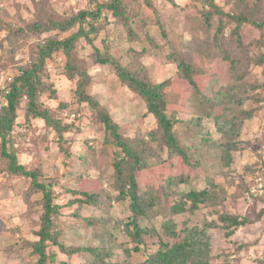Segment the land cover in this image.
I'll return each instance as SVG.
<instances>
[{
  "label": "rangeland",
  "instance_id": "1",
  "mask_svg": "<svg viewBox=\"0 0 264 264\" xmlns=\"http://www.w3.org/2000/svg\"><path fill=\"white\" fill-rule=\"evenodd\" d=\"M108 1L0 0V20L11 29H0V90L22 69L39 61L43 41H62L79 31V25L65 33L44 27L33 31L29 26L35 18L68 22ZM121 1L125 19L103 9L95 22L97 32L90 35L93 45L85 38L75 42L72 63L87 72L92 81L87 92L110 111L122 125L121 132L131 138L146 135L148 139L147 133L156 128L155 118L147 115L144 102L119 81L114 66L99 64L96 49L123 67L141 59L155 84L171 79L165 90L168 115L177 120L174 134L189 153L190 163L151 143L154 156L147 159V167L136 178L140 192L152 191L159 200L148 218L140 221L141 228L151 235H144L145 243L136 252L133 230L129 228L130 233L126 228L132 219L128 202L119 201L114 187L116 149L112 141L104 144L100 125L88 122L86 111L71 131L60 136L45 121L26 119L28 100L24 98L8 139L18 162L28 171L38 172L39 181L53 188L54 203L61 206L53 218L58 240L68 249L108 243L111 264H145L148 256L158 251V235L169 222L176 231L184 230L180 239L187 231H196L193 239L202 253L200 259H190L191 264L196 259L204 264H264V214L259 217L264 210V66L255 64L264 55V25L260 26L264 23V0H214L226 15L213 14L209 20H205L206 13L213 10L197 0ZM244 10L255 24L240 26L239 47L232 38L237 24L229 16L242 15ZM221 17L224 38L219 37L215 47ZM16 27L25 32L14 31L13 35ZM85 28L87 32L89 24ZM227 54L236 60L245 55L253 58L243 83L232 76ZM182 56L191 62L197 88L177 74L174 60ZM44 66V83L49 89L41 96L43 103L56 108L67 102L68 109L76 110L75 92L81 76H70L68 57L63 52L53 53ZM241 95L246 101L238 104ZM247 111L253 114L244 122ZM233 120L239 121L236 129L228 125H234ZM229 142L236 150L227 158L223 145ZM8 167L0 139V264H37L30 245L42 225V196L34 192L31 179L12 175ZM179 176L183 181H175L171 187L169 179ZM85 179L87 184L80 187ZM202 190L208 191V199L194 212L174 215L170 202L162 200L166 193L177 202L185 193ZM73 191L95 193L98 204L81 205L77 202L81 196ZM228 217L243 225L232 228ZM49 253L56 256L49 264L93 261V256L69 258L58 247Z\"/></svg>",
  "mask_w": 264,
  "mask_h": 264
},
{
  "label": "trees",
  "instance_id": "2",
  "mask_svg": "<svg viewBox=\"0 0 264 264\" xmlns=\"http://www.w3.org/2000/svg\"><path fill=\"white\" fill-rule=\"evenodd\" d=\"M203 4L204 7H210L213 11H207L205 20H209L210 16L217 14V16L226 15L225 12L218 8L217 3L214 0H197ZM106 9L113 12V16L116 18H124V9L122 7L121 0H110L106 5H98L96 10L87 9L80 12L77 16L70 19L68 22L54 21L52 19L36 18L29 26L33 31H38L44 27L48 30H59L65 33L71 30L76 25H79V31L74 35L62 40L46 41L42 43L39 51V61L31 66L29 69H22L21 74L18 77L12 78V81L8 85L0 90V139L2 144V156L8 160L9 172L15 176H24L32 180V185L35 188V193L42 196L44 214L42 216V225L38 232H36L37 239L31 242L32 255L37 257V264H49L51 261H55V254H50L49 250L52 247H58L59 251L69 258L74 255L82 257L93 256L92 264H111L110 259V246L106 245L83 248L76 247L74 249H68L58 239V233L55 229V222L53 218L59 215L61 206L54 203L55 195L53 188L39 181V174L36 171H28L24 165L18 162L17 153L13 148V142L8 137L13 133L15 123L18 118V111L21 106V101L27 98L26 102V119H41L45 121L46 126L53 128L60 136L65 132L71 131L76 120L82 119L84 111L87 112V120L90 123L100 125V130L104 134V144H108L112 141L115 150V161L113 163L114 169V187L117 190L119 201L128 202L129 210L131 213V221L129 220L126 228H132L131 235L137 242L134 250L137 252L140 250V246L145 243L144 235H151V231H146L141 228L140 221L147 219L148 214L154 208L159 197L154 196L152 191L140 192V188L137 182L136 175L142 172L147 167V159L154 156L151 143H157L161 148H167L169 154H177L183 158L186 163H190V155L185 148L181 146L179 139L174 134V127L177 123L175 117L168 115V103L166 99V88L169 86L171 79L163 81L161 83H153L149 78L147 69L140 61L136 65L123 67L120 62L113 60L109 57L104 58L101 56L100 51L96 49L99 64H110L115 67L119 81L127 86L131 92L135 93L146 105L147 115H152L156 121V128L148 132L147 139L145 136H136L134 138L126 137L121 132L122 125L116 120L113 115L108 111L100 102L94 98L89 92L87 87H90L92 83L90 77L85 70L79 71V67L73 65L71 55L75 48V42L80 38H85L87 42L93 45V40L90 38L91 34L97 32L95 28V22L99 21L102 15V10ZM245 11V10H244ZM251 16V15H249ZM246 14V11L242 15L229 16L232 20H235L237 24V30H235V36H232L233 40L237 42V45L241 47L239 41V28L244 23L250 22L251 19ZM91 18L92 20L88 19ZM125 19V18H124ZM222 17L215 36V47L219 46V37L224 38V25ZM264 22V21H263ZM42 23V24H41ZM89 24V29L86 32L85 24ZM127 24V21H124ZM258 26V24H256ZM264 23L260 26H263ZM0 29L3 31L11 30L9 25L0 20ZM24 33L25 30L16 27L13 32ZM16 33V34H18ZM15 33H13L14 35ZM63 52L68 57V72L70 76L79 74L81 80L78 83V89L76 93V103L78 108L76 110L68 109L70 105L67 102L61 103L58 107L52 108L41 100V96L46 94L49 86L44 83V79L47 77L44 65L46 59L50 58L53 53ZM230 61L232 76L237 78L240 82L245 81L246 75L251 71V58L248 55L242 56L239 60L232 58L230 55H226ZM134 60V59H133ZM174 62L177 64V74L187 81L190 86L197 88V84L193 79L195 73L190 60L185 56L175 58ZM255 64L258 66H264V55H261L255 60ZM254 64V65H255ZM132 66H134L132 69ZM239 71L241 73H239ZM245 84V83H244ZM43 86V87H42ZM259 87V86H258ZM245 85L242 87V92L245 93ZM256 90V89H255ZM247 98V97H246ZM245 95L240 97L238 104L245 102ZM244 122L252 117L253 111L244 112ZM238 118V117H236ZM70 119L71 123L66 121ZM234 121V120H233ZM238 121V120H237ZM231 128L236 129L239 125V121L234 125L228 122ZM8 145L11 147L8 148ZM225 151L224 156L229 158L231 153L236 150L233 143L223 145ZM169 184L174 185L175 181L180 183L183 181L182 177H171ZM87 181L79 183L86 185ZM73 194L81 196L77 201L81 205H97L98 197L95 193L90 191L72 192ZM165 197V199H164ZM208 199V191H193L185 193L181 196L179 201L174 202L170 198V194H163V201L170 202L169 207L174 215H180L190 211L198 209L200 204H203ZM264 214L262 210L259 217ZM231 221V227L237 228L242 226V221H239L235 217H228ZM223 222L227 221V217L222 219ZM94 222V221H93ZM212 226V225H211ZM213 227V226H212ZM163 232L158 235L159 249L157 252L148 256L145 264H191V260L194 256L199 258V253L202 250L197 246V242L194 241L193 235H196V231H187L188 233L180 239L183 231H176L173 223H165ZM154 232V231H153ZM234 233V230L230 232V235ZM200 259V258H199ZM199 259L192 264H204L199 263ZM85 264V263H84Z\"/></svg>",
  "mask_w": 264,
  "mask_h": 264
},
{
  "label": "built area",
  "instance_id": "3",
  "mask_svg": "<svg viewBox=\"0 0 264 264\" xmlns=\"http://www.w3.org/2000/svg\"><path fill=\"white\" fill-rule=\"evenodd\" d=\"M0 107H1V105H0ZM260 190H262V188Z\"/></svg>",
  "mask_w": 264,
  "mask_h": 264
}]
</instances>
